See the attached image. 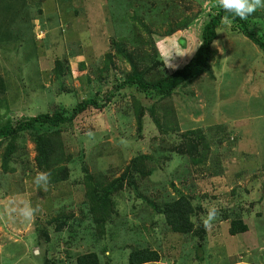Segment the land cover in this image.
Masks as SVG:
<instances>
[{
  "label": "rangeland",
  "instance_id": "rangeland-1",
  "mask_svg": "<svg viewBox=\"0 0 264 264\" xmlns=\"http://www.w3.org/2000/svg\"><path fill=\"white\" fill-rule=\"evenodd\" d=\"M220 8L217 0H0V126L71 110L91 95L104 103L135 70L149 81L173 72L194 55ZM248 18L264 36V8ZM228 20L213 43L211 73L169 96L127 86L62 126L67 180L37 187L44 171L28 132L11 156L14 171L3 172L8 140L0 141V264H76L88 251L102 264H129L142 246L158 249L164 264H264V50ZM189 132L204 133L209 145L196 153L199 163L186 150ZM139 154L150 156L146 171H132L112 219L98 223L85 167L112 181ZM183 194L195 208L192 234L172 231L154 206ZM26 203L40 209L31 221L18 213ZM212 206L219 214L205 229L201 217ZM235 215L248 232L230 234Z\"/></svg>",
  "mask_w": 264,
  "mask_h": 264
},
{
  "label": "trees",
  "instance_id": "trees-1",
  "mask_svg": "<svg viewBox=\"0 0 264 264\" xmlns=\"http://www.w3.org/2000/svg\"><path fill=\"white\" fill-rule=\"evenodd\" d=\"M227 17L235 21L240 28L239 30L248 36L254 43L259 45L264 50V36L261 35L250 23V20H241L234 13L225 12L222 8L218 10L216 15H212L210 20L205 24L202 33V43L195 51L191 59L182 67L175 69L169 74L157 76V79L152 81L144 78L142 72L135 70L125 80L117 81L113 87L107 92L104 103L92 95L85 97L73 109L65 108L57 109L53 112H40L35 115L23 117L16 124L6 122L0 126V141L8 140L5 148V153L2 160L3 172L8 173L14 171L15 167L10 165L11 156L18 149V139L25 134L30 133L35 143L37 155L36 163L44 172H50V183H60L67 180L70 174L68 167V159L71 157L67 153L64 144L62 143L60 129L67 123L73 122L80 114L87 111L89 108H102L108 102L127 86L138 87L144 93L157 92L163 96H169L178 86L191 82L198 76L206 72H212L211 61L216 56V50L213 48V43L218 35V28L223 22V18ZM10 34L13 31L9 29ZM109 56L111 54H108ZM148 57L142 59L146 65L149 63ZM133 62V60H131ZM158 64V62H155ZM27 66V62L18 65ZM152 64V63H151ZM150 64H148L149 66ZM63 62L56 59L54 71L56 74H63ZM60 76V75H58ZM160 124V121H157ZM160 127V125H159ZM188 138L194 139L192 144H186V150L189 157L195 163L203 160V154L197 156L200 146H205V151L208 150V143L203 141L204 133L189 132ZM149 155L139 154L127 165L125 171L120 176L115 177L112 181H108L104 172L91 173L88 168L86 170V191L85 196L88 199L91 211L94 213V218L98 223H106L112 219V213L115 208V197L127 183L133 184V172L135 170L145 172L148 166L147 159ZM206 158V153H205ZM130 174V175H129ZM131 178L128 180L126 177ZM159 213L165 215L166 223L172 231L182 234H192L196 230V225L190 218L194 213V205L189 197L181 195L173 200L165 201L162 206L154 204ZM230 220L229 232L232 235L248 232L250 225L244 221L241 216H237ZM70 216H66V219ZM264 221V219H263ZM163 254L156 248L142 246L134 249L129 255V264H147L162 262ZM170 259V257H169ZM76 264H102L99 253L96 251H88L80 254L77 257ZM184 264V263H183Z\"/></svg>",
  "mask_w": 264,
  "mask_h": 264
},
{
  "label": "clouds",
  "instance_id": "clouds-1",
  "mask_svg": "<svg viewBox=\"0 0 264 264\" xmlns=\"http://www.w3.org/2000/svg\"><path fill=\"white\" fill-rule=\"evenodd\" d=\"M217 4L225 12L234 13L241 20H246L258 8H264V0H217ZM223 21L230 23L227 17H224ZM50 175V172H38L34 177V183L38 188L46 191L50 181ZM13 211H16V209H13ZM39 211V207L33 208L30 204L26 203L23 207L19 208L18 213L24 220L31 221ZM218 214L219 209L216 206H212L208 209L207 216L201 217L205 229L211 227L212 222L217 218ZM190 220L195 223L193 218H190Z\"/></svg>",
  "mask_w": 264,
  "mask_h": 264
}]
</instances>
